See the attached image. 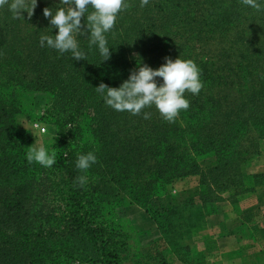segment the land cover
Returning <instances> with one entry per match:
<instances>
[{
    "label": "trees",
    "instance_id": "16d2710c",
    "mask_svg": "<svg viewBox=\"0 0 264 264\" xmlns=\"http://www.w3.org/2000/svg\"><path fill=\"white\" fill-rule=\"evenodd\" d=\"M125 2L132 7L105 34L111 56L104 62L97 46L89 48L88 36L74 34L85 60L40 46L41 35L58 33L43 9L67 7L60 0H37L31 19L26 12L13 19L8 4L0 7V264L208 262L207 253L186 239L218 210L225 184L209 193L207 174L199 203L191 199L159 210L154 199L174 179L200 174L202 156L215 153L219 163L236 154L246 159L249 139L255 144V137L264 138V40L251 37L264 14L238 0H149L144 7L141 0ZM81 22L86 27V16ZM212 43L225 49L215 52ZM165 57L194 61L203 84L199 94H184L189 108L175 122L164 120L155 106L138 115L116 111L95 90L101 82L119 88L131 71L145 64L155 70ZM155 79L162 85V78ZM37 93L46 96L40 119L57 127L45 145L49 154L57 152L51 168L28 163L35 138L19 124L22 116H36ZM89 152L97 162L85 173L76 160ZM81 175L87 177L83 187L74 183ZM252 183L264 185V177ZM134 204L161 232L148 246L119 213ZM234 209L240 210L238 203ZM256 230L244 227L246 233Z\"/></svg>",
    "mask_w": 264,
    "mask_h": 264
},
{
    "label": "clouds",
    "instance_id": "9594fccd",
    "mask_svg": "<svg viewBox=\"0 0 264 264\" xmlns=\"http://www.w3.org/2000/svg\"><path fill=\"white\" fill-rule=\"evenodd\" d=\"M60 3L67 7H59L53 12L51 8L45 7L43 15L50 18V24L58 29L53 35H41L40 46L45 44L58 50L61 54L71 52L74 60H85V53L79 49L74 34L89 37V48L93 45L98 47L102 62L110 59V48L107 46L105 34L111 31L116 23L118 14L132 5L125 0H60ZM149 0H141L140 6L148 5ZM246 6L261 10V4L257 0H242ZM9 5L13 19H21L22 13L26 12L31 19L37 7V0H0V7ZM89 6L92 11L89 12ZM86 16V27L82 25L81 18ZM165 63L153 70L148 65H141L138 70L131 71L129 78L119 88L109 87L101 82L95 90L104 98L107 106L116 111L130 112L133 115L141 113L146 107L155 106L164 120L172 123L178 117L181 110L189 108V101L185 93L199 94L203 84L200 80V69L191 59L184 60L180 57L174 61L165 57ZM162 78V85L158 86L156 79ZM144 119H149L150 114L145 113ZM26 154L28 163L33 161L51 168L57 162V152L43 147H28ZM97 162L94 153L78 155L76 160L77 169L87 172L92 164ZM74 183L83 187L87 183L86 175L76 178Z\"/></svg>",
    "mask_w": 264,
    "mask_h": 264
},
{
    "label": "rangeland",
    "instance_id": "374dc122",
    "mask_svg": "<svg viewBox=\"0 0 264 264\" xmlns=\"http://www.w3.org/2000/svg\"><path fill=\"white\" fill-rule=\"evenodd\" d=\"M238 1L242 3V0ZM257 2L262 6L260 13L264 14V0H257ZM245 28L249 30L250 33L254 32L249 28L247 23H245ZM251 37H256V40H264V17H258L256 36L254 33V36ZM209 46L212 47L215 52H220L221 49H225L221 48L216 43H212ZM45 108V94L37 93L35 101L36 116L31 119L22 116L19 120L20 127L29 130L33 134L35 146L37 148L40 146L45 147L46 144L52 142L57 136L56 125L44 122L40 119L44 114ZM249 140L243 152H252L246 155V159H242L241 155L236 154L233 160L219 163V157L215 153H210L199 158L198 165L200 170H202L200 174L174 179L169 186L168 192L154 199L156 208L161 210L171 205H181L191 199L195 203H199L201 176L203 177L209 174V176L206 177V185L211 187L209 193L218 186H222V184L224 186L225 184V190L221 194L223 199L216 203L218 210L214 214L221 217L224 215V211L234 209L237 203L240 210L245 209L247 211H254L259 209L260 211H264V185H259L256 188L252 187V180L255 177L257 179L264 177V138L259 140L255 137L254 141L258 142L255 144L252 143L251 139ZM218 163L219 168L214 169L213 167ZM230 194L232 195L230 196ZM232 198H235L237 203L234 204ZM119 213L122 217L131 220V223L139 233L138 239L142 246H148L155 238L160 237L161 232L156 222H154L151 216L141 206L136 204L125 206L120 209ZM210 216L211 215L207 216L205 219L204 227L201 226V228H199L200 230H197L193 236L186 239V242L188 244L191 243L195 250L207 253V256L212 251L214 244L219 242V238H215L219 233V229H211L209 227L206 229L211 220ZM253 219L255 220V217H253ZM133 244H135V242ZM212 255L210 258H212ZM171 263L179 264L176 259H171ZM129 264L133 263L130 261Z\"/></svg>",
    "mask_w": 264,
    "mask_h": 264
},
{
    "label": "crops",
    "instance_id": "0c3cea01",
    "mask_svg": "<svg viewBox=\"0 0 264 264\" xmlns=\"http://www.w3.org/2000/svg\"><path fill=\"white\" fill-rule=\"evenodd\" d=\"M210 218L206 229H219L215 236L219 244H214L205 264H264V236L260 232L264 229V211L230 209L221 217L214 214ZM246 225L258 231L246 233Z\"/></svg>",
    "mask_w": 264,
    "mask_h": 264
}]
</instances>
